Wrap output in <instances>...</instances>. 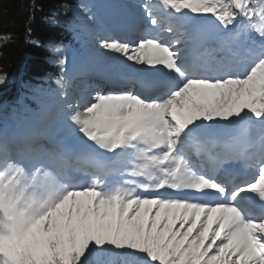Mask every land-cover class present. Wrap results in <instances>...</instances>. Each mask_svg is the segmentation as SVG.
<instances>
[{"label":"snow or ice","instance_id":"snow-or-ice-1","mask_svg":"<svg viewBox=\"0 0 264 264\" xmlns=\"http://www.w3.org/2000/svg\"><path fill=\"white\" fill-rule=\"evenodd\" d=\"M134 7L110 88L71 94L50 42L54 110L0 128V264H264V0Z\"/></svg>","mask_w":264,"mask_h":264},{"label":"trees","instance_id":"trees-1","mask_svg":"<svg viewBox=\"0 0 264 264\" xmlns=\"http://www.w3.org/2000/svg\"><path fill=\"white\" fill-rule=\"evenodd\" d=\"M86 1L0 0V33L13 34V40L0 47V73L7 74L5 83L0 84V105L12 103L9 94H16L21 84L41 79L52 64L55 67L57 56L48 47L50 42L70 50L73 33L88 22ZM53 12L55 23L49 19ZM29 28L31 36L26 38ZM38 84L45 88V83Z\"/></svg>","mask_w":264,"mask_h":264},{"label":"rangeland","instance_id":"rangeland-1","mask_svg":"<svg viewBox=\"0 0 264 264\" xmlns=\"http://www.w3.org/2000/svg\"><path fill=\"white\" fill-rule=\"evenodd\" d=\"M117 2H120V0H116ZM126 3H129V0L128 1H125ZM124 2V3H125ZM100 3H102V6H105L104 4H108V1L107 0H95L94 2H93V6L95 5L96 6V4H100ZM116 5V4H115ZM95 6H94V10L96 9L95 8ZM112 6V5H111ZM116 13H118L119 12V10L116 8V7H111ZM96 14H97V17H98V19H100V20H104L106 17H102L101 16V13H98L97 12V10H96ZM99 22V21H98ZM95 27H96V23H93V24H91V25H89V26H85L84 27V31H83V33H82V35L80 36V42L81 41H83L84 40V43H85V40H89V41H92L91 43H92V45H93V40L92 39H94V38H97L98 37V35H99V33L96 31V29H95ZM86 44V43H85ZM89 46H90V44H88ZM73 54H75V53H73ZM76 55V54H75ZM44 111V110H43ZM42 111V112H43Z\"/></svg>","mask_w":264,"mask_h":264},{"label":"bare ground","instance_id":"bare-ground-1","mask_svg":"<svg viewBox=\"0 0 264 264\" xmlns=\"http://www.w3.org/2000/svg\"><path fill=\"white\" fill-rule=\"evenodd\" d=\"M101 11H104L105 12V11H108V10L102 9ZM131 11H132L131 9L130 10H127L126 13H124L122 15H119V17L122 18V19L126 18V15H128V17H129V16H131V14H130ZM115 16L117 17L118 15H115ZM72 60L75 61L76 60V57L74 59H72Z\"/></svg>","mask_w":264,"mask_h":264}]
</instances>
